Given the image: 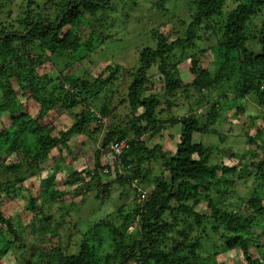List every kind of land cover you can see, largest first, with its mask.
I'll use <instances>...</instances> for the list:
<instances>
[{
	"label": "trees",
	"instance_id": "1",
	"mask_svg": "<svg viewBox=\"0 0 264 264\" xmlns=\"http://www.w3.org/2000/svg\"><path fill=\"white\" fill-rule=\"evenodd\" d=\"M229 1L191 0L195 8L185 32L171 41L152 29L154 45H143L136 65L129 71L124 69L129 79L120 104H127L130 112L124 120L112 115L104 124L109 115L105 103L100 105L98 117L86 103L89 99L97 101L102 91L107 100L114 93L118 95L120 86L113 80L122 65L107 64V75L96 79L85 73L68 74L58 81L37 71L46 57L82 48L94 50L120 34L122 30L110 31L115 13L113 0H59L62 3L57 6L48 0L55 4L48 16L35 11L34 0H22L17 18L6 12L12 0H0V117H10V124L0 128V259L11 252L21 264H228L226 254L236 249L242 264H264V0H231L234 4L227 8ZM163 3L159 0V7ZM132 4L133 0L124 3L122 15H127ZM89 18L96 24H90ZM256 18L261 19L257 28L252 26ZM123 21L122 16L118 26ZM82 26L89 28L88 35ZM203 35L212 42L196 50ZM258 47L260 51H254ZM208 54H212L211 68L203 62ZM181 56L189 57L188 73L192 78L187 83H182L176 70ZM155 75L162 80L161 90L168 104L178 91L197 92L199 100L194 105L207 104V108L200 113L161 117L157 111L161 98L151 80ZM231 80L234 85L229 83ZM65 84L71 92L64 89ZM218 90L224 93L210 101L211 92ZM247 96H252L260 108L257 117L262 126L253 134L246 130L249 148L237 163L211 162L212 150L193 141V134L214 131L210 125L219 117L224 99L241 101ZM21 97L39 103L35 118L26 113ZM58 105L68 110L79 105L82 109L73 114L67 128L43 126L47 113ZM116 108L113 106L110 112ZM237 108L242 111L240 105ZM175 125L180 131L173 152L161 150L158 144L147 147L145 136L162 134ZM97 134L101 135L93 151V166L66 177L67 185H75L73 189L66 192L51 184L35 194L26 189L25 209L31 220L42 222L44 227L38 243L25 244L19 238L23 229L17 228L11 213H7L5 200L16 196L29 178L42 172L45 163L55 164L52 151H69L73 136ZM123 139L128 140V148L119 162L112 158V169L114 180L131 188L134 206L129 210L124 205L116 206L113 212L97 219L76 237L78 243L73 250L62 241L49 210L66 195L86 197L92 190L95 198L109 199L112 181L104 177L112 170L110 164L103 165L101 158L107 153L112 156L109 144ZM10 156L11 161L7 160ZM153 161L158 172L149 178ZM249 178L255 184L253 190L233 198L235 186ZM201 204L203 213L197 211ZM134 223L136 228L128 232ZM101 231H105L112 246L103 258L96 244L101 242ZM27 233L31 236L34 231Z\"/></svg>",
	"mask_w": 264,
	"mask_h": 264
},
{
	"label": "rangeland",
	"instance_id": "2",
	"mask_svg": "<svg viewBox=\"0 0 264 264\" xmlns=\"http://www.w3.org/2000/svg\"><path fill=\"white\" fill-rule=\"evenodd\" d=\"M56 3L59 0H52ZM129 0H113L115 7V13L112 15L110 22L112 23L111 32L121 31L120 34L111 38L105 43L99 44L94 50L88 51V49H80L69 54H55L53 56L46 57V62L41 65L37 71L38 75L47 73L53 78H57L58 81L63 79L65 75H76L82 76L88 73V76L97 78L99 75L105 76V66L110 64L111 66L122 65L118 74L115 76L113 82L116 86H120V92L118 95L114 93L110 100L105 99L106 94L102 91L99 94L97 101L87 100L86 105L90 111L99 116L100 111L98 110L102 103H105V107L109 108V115L105 118L104 124L109 123L112 115L118 120H124L125 114L130 112L127 104H120V100L126 93L128 85L127 72L136 65L138 54L143 45L153 46L154 36L151 32L155 29L158 33H162L166 36L168 41L173 40L176 36L182 35L185 32L187 22L191 17V13L195 6L191 3V0H164L163 6L159 7V0H133L135 4H132L127 15H122V6ZM33 3L35 5H33ZM32 7L35 11L39 12L40 15L48 16L51 14L52 9L55 7L54 3L50 4L48 0H34ZM22 0H12L10 7L6 8V12L10 13L11 18H17L18 12L23 6ZM234 2L229 1L231 8ZM37 12H35L37 14ZM123 16L124 21L121 25L119 19ZM90 24H96L92 18H89ZM122 21V20H120ZM261 19L256 18L253 23V27H260ZM126 26V28H122ZM84 34H89V28L82 26ZM146 31V32H145ZM82 32V31H81ZM98 34V31H97ZM121 38V39H119ZM212 42V38L207 39L206 35L202 37L201 41L196 43V47L206 48ZM260 51L258 49L254 50ZM193 53V52H191ZM186 55H190L186 53ZM179 64L176 67L179 73L180 80L182 83H187L191 80L192 76L188 73L189 57H179ZM212 54H208V57L204 56V65L211 68ZM70 64V65H69ZM128 70L127 72L124 70ZM104 74V75H103ZM87 78V77H85ZM155 85V92H157L161 98V104L157 108L158 115L166 117L167 115L173 114L174 116H182L190 111L197 113L203 112L207 108L200 105H194L195 100H199L198 93H182L178 91L171 101L165 100L163 96L162 80L159 75H155L151 78ZM231 85H234L235 81H229ZM14 88L18 89L15 81H12ZM264 87V86H263ZM52 88V87H51ZM64 89L71 92V87L68 84L64 85ZM223 90L211 92L210 101L218 99V95L223 94ZM153 93V92H152ZM227 94L232 93L226 91ZM109 96V94H107ZM232 96V95H231ZM224 99V98H223ZM21 101L24 104V109L31 118H35V115L39 109V103L34 101L32 98L21 97ZM205 102V101H204ZM202 104V103H201ZM205 104V103H203ZM170 105V106H168ZM242 107V111H238L237 106ZM116 106V110L110 112V109ZM82 106H75L73 109L68 110L65 107L58 105L53 110L47 113L43 126L53 125L56 129L67 128L73 121V114L81 110ZM97 109V110H96ZM200 111V112H198ZM260 108L257 106L252 96H247L245 100L241 101H229L223 100L222 106L220 107L219 117L211 124L210 128H214L213 132L209 133H195L193 134V141L203 143L207 148L212 150L211 162L221 161L233 165L237 163L238 158L245 152V149L249 148L246 144V130L249 134H253L257 128L262 126L260 116ZM195 114V113H194ZM201 118V115H197ZM202 121V119H201ZM10 124V117L7 114H3L0 117V128ZM92 127L95 126V122H92ZM228 127V128H227ZM248 128V129H247ZM56 131V130H55ZM53 131V134L56 132ZM180 126L175 125L167 127L163 130L162 134L154 136H145L147 147H153L155 144L161 146V150L173 152L178 142ZM101 134H97L91 137L88 136H73L71 140L70 150L67 151L62 149L60 151H52L51 160H56L55 164L47 162L44 164V170L37 173L33 177L29 178L25 182L24 188L17 192L16 196L12 199L5 200V208L7 213H11L13 222L17 228L23 229L19 238H23L25 244H36L40 237L41 231L44 227L42 222L31 220L30 213L25 209V205L28 202V191L35 194L38 190H43L51 185L57 189H65L67 192L73 189L74 186L67 185L66 177L74 171H81L85 168L93 166V151L98 144V139ZM96 140V143H94ZM245 158L249 157L248 154L244 155ZM10 156L7 160H12ZM103 165L110 164V175L104 177L107 181L111 182V194L109 199H97L95 198V190L88 192L87 196H75L70 197L66 195L60 204L52 205L51 215L53 216L55 223L58 224V232L61 235L64 244L69 243L70 248L75 250V243H78L76 237L82 232L89 230L97 219L104 217L108 212H113L116 206L124 205L126 210L131 209L134 206L133 192L131 188L119 185L114 179L116 173H114L112 156L110 154H104L101 158ZM8 161V162H10ZM243 161V160H242ZM239 161V162H242ZM151 175L157 173L156 161L151 162L149 166ZM121 173V171H120ZM11 176V175H10ZM232 179V176L230 177ZM137 186L136 181L133 185ZM77 185V184H76ZM255 184L252 180L247 179L240 182L239 185L235 186L233 192V198L235 195L240 194L242 196L248 195L254 188ZM28 191H27V190ZM233 189V188H232ZM142 193L147 192L144 188L141 189ZM63 205V206H62ZM203 204L197 207V211L203 213ZM64 207L67 208L65 211ZM136 223V222H135ZM128 227V232H131L136 225ZM30 229L34 231L33 235H27ZM105 231L99 232V238L101 242H96L98 247V255L103 258L105 253L111 251V244ZM228 264H242V256L238 250H232L229 254H226ZM19 259V258H18ZM12 255L11 252H7L0 259V264H21V262ZM223 259V258H222ZM220 259V261L222 260Z\"/></svg>",
	"mask_w": 264,
	"mask_h": 264
},
{
	"label": "built area",
	"instance_id": "3",
	"mask_svg": "<svg viewBox=\"0 0 264 264\" xmlns=\"http://www.w3.org/2000/svg\"><path fill=\"white\" fill-rule=\"evenodd\" d=\"M127 148H128V140L123 139L120 141H114L111 144H109L108 151L112 154V158L114 157V162L115 161L119 162V157Z\"/></svg>",
	"mask_w": 264,
	"mask_h": 264
},
{
	"label": "clouds",
	"instance_id": "4",
	"mask_svg": "<svg viewBox=\"0 0 264 264\" xmlns=\"http://www.w3.org/2000/svg\"><path fill=\"white\" fill-rule=\"evenodd\" d=\"M198 112H200V111H198Z\"/></svg>",
	"mask_w": 264,
	"mask_h": 264
}]
</instances>
